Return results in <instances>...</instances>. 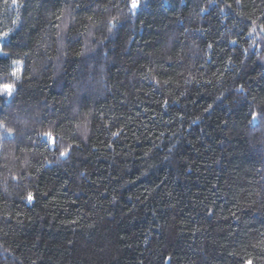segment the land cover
Instances as JSON below:
<instances>
[{
    "label": "trees",
    "instance_id": "1",
    "mask_svg": "<svg viewBox=\"0 0 264 264\" xmlns=\"http://www.w3.org/2000/svg\"><path fill=\"white\" fill-rule=\"evenodd\" d=\"M127 3L0 0V264H264V0Z\"/></svg>",
    "mask_w": 264,
    "mask_h": 264
},
{
    "label": "snow or ice",
    "instance_id": "2",
    "mask_svg": "<svg viewBox=\"0 0 264 264\" xmlns=\"http://www.w3.org/2000/svg\"><path fill=\"white\" fill-rule=\"evenodd\" d=\"M126 6L129 8L130 13L132 15H135L136 14V10L140 7V0H128V3H127ZM4 35L6 36L7 33H5ZM0 39H3V37L0 36ZM4 55H6V53ZM12 75L15 76L16 73L13 72ZM0 95H6V96L10 97L12 95V86L8 85V86H5L4 88L0 89ZM258 115L259 114H257V113H252L251 120L252 121H256L257 118H258ZM5 132L8 135L12 134L10 129H5ZM31 199H32L31 194H29V200H31ZM248 264H251V261H249Z\"/></svg>",
    "mask_w": 264,
    "mask_h": 264
}]
</instances>
